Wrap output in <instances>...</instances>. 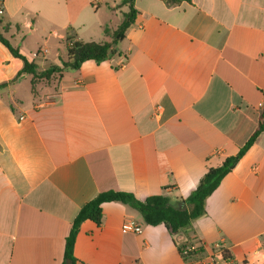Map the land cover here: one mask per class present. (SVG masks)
Returning a JSON list of instances; mask_svg holds the SVG:
<instances>
[{
    "label": "crops",
    "instance_id": "obj_1",
    "mask_svg": "<svg viewBox=\"0 0 264 264\" xmlns=\"http://www.w3.org/2000/svg\"><path fill=\"white\" fill-rule=\"evenodd\" d=\"M113 55L52 83L21 75L0 90V264H61L79 210L99 193L184 200L234 156L264 105V0H134ZM0 30L41 72L65 59V37L109 42L121 0H1ZM0 43V84L22 69ZM28 82V87H25ZM84 221L74 264H192L224 249L229 264H264V132L205 201L191 231L148 226L131 207ZM132 220L139 234H124ZM192 244V243H191ZM195 247V246H193Z\"/></svg>",
    "mask_w": 264,
    "mask_h": 264
},
{
    "label": "trees",
    "instance_id": "obj_2",
    "mask_svg": "<svg viewBox=\"0 0 264 264\" xmlns=\"http://www.w3.org/2000/svg\"><path fill=\"white\" fill-rule=\"evenodd\" d=\"M161 1L171 6L188 0ZM133 2L134 0H121V6L125 7L126 11L123 13L121 22L112 34L111 41L80 42L75 40L71 34H67L64 41L65 59L60 60L59 64L50 65L41 72L36 71L35 63L27 56L21 54L17 48L13 47L4 38L3 30H0V43L14 58L21 60L23 63L22 69L14 79L0 84V90L15 82L21 75H25L30 77V90L35 96L36 86L39 83H43L44 81L48 84L52 83L64 71L77 70L85 61H93L98 64L109 59L114 53V46L124 38L126 30L134 23L137 11L134 9ZM262 132H264V105L259 113L257 127L248 141L234 156L226 158L218 167L209 168L200 179L197 187L184 200L179 202L173 203L169 197L163 194L152 195L140 201L131 193L122 191L110 190L99 193L79 210L73 220L70 231L65 238L61 264L75 263L76 259L73 255V247L79 227L86 220L99 226L102 222L101 205L104 203L117 202L127 205L138 212L145 225H164L170 234L191 231L192 221L205 214L206 199L218 188L223 178L232 171ZM175 245L184 261H196L203 253V248L199 243L175 242ZM191 246H195V249L186 252V249Z\"/></svg>",
    "mask_w": 264,
    "mask_h": 264
},
{
    "label": "built area",
    "instance_id": "obj_3",
    "mask_svg": "<svg viewBox=\"0 0 264 264\" xmlns=\"http://www.w3.org/2000/svg\"><path fill=\"white\" fill-rule=\"evenodd\" d=\"M1 2V0H0ZM2 13V11L0 10V14ZM121 232L124 234H139L141 233V227L138 223L132 221V220H127L125 221L120 228ZM195 248L193 246L188 247L186 249L187 251H192ZM192 264H229V261L227 259L226 253L224 251V249L220 246L217 247V253L213 256H211V258H209V261L206 259H197L196 261H194Z\"/></svg>",
    "mask_w": 264,
    "mask_h": 264
},
{
    "label": "rangeland",
    "instance_id": "obj_4",
    "mask_svg": "<svg viewBox=\"0 0 264 264\" xmlns=\"http://www.w3.org/2000/svg\"><path fill=\"white\" fill-rule=\"evenodd\" d=\"M0 19H1V18H0ZM72 72H73V71H71V70L68 71V73H72ZM55 78H56V77H55ZM43 83L46 84L45 81H44ZM25 87H28V82H25ZM239 264H241V263L239 262Z\"/></svg>",
    "mask_w": 264,
    "mask_h": 264
},
{
    "label": "clouds",
    "instance_id": "obj_5",
    "mask_svg": "<svg viewBox=\"0 0 264 264\" xmlns=\"http://www.w3.org/2000/svg\"><path fill=\"white\" fill-rule=\"evenodd\" d=\"M85 63H87V61H85Z\"/></svg>",
    "mask_w": 264,
    "mask_h": 264
}]
</instances>
